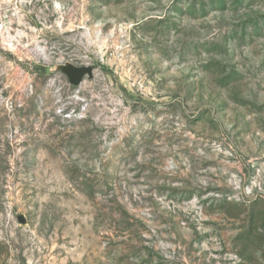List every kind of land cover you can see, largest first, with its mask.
I'll use <instances>...</instances> for the list:
<instances>
[{"label": "rangeland", "instance_id": "rangeland-1", "mask_svg": "<svg viewBox=\"0 0 264 264\" xmlns=\"http://www.w3.org/2000/svg\"><path fill=\"white\" fill-rule=\"evenodd\" d=\"M0 264H264V0H0Z\"/></svg>", "mask_w": 264, "mask_h": 264}, {"label": "water", "instance_id": "water-1", "mask_svg": "<svg viewBox=\"0 0 264 264\" xmlns=\"http://www.w3.org/2000/svg\"><path fill=\"white\" fill-rule=\"evenodd\" d=\"M49 72H61L68 78L69 83L74 87H79L86 77L89 80L94 78V68L92 66H75L69 62L58 65L54 70H50ZM18 221L22 225L27 224V219L24 215H19Z\"/></svg>", "mask_w": 264, "mask_h": 264}]
</instances>
